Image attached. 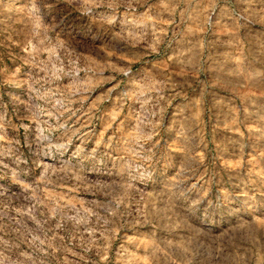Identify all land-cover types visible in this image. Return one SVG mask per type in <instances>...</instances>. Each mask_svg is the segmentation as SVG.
Segmentation results:
<instances>
[{
    "label": "rangeland",
    "instance_id": "374dc122",
    "mask_svg": "<svg viewBox=\"0 0 264 264\" xmlns=\"http://www.w3.org/2000/svg\"><path fill=\"white\" fill-rule=\"evenodd\" d=\"M0 264H264V0H0Z\"/></svg>",
    "mask_w": 264,
    "mask_h": 264
}]
</instances>
